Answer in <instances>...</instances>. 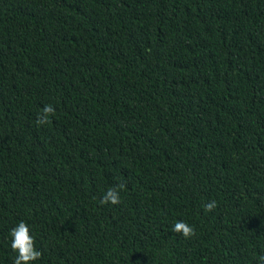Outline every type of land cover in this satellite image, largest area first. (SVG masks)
<instances>
[{
  "label": "trees",
  "instance_id": "1",
  "mask_svg": "<svg viewBox=\"0 0 264 264\" xmlns=\"http://www.w3.org/2000/svg\"><path fill=\"white\" fill-rule=\"evenodd\" d=\"M21 221L32 264H258L264 0H0V264Z\"/></svg>",
  "mask_w": 264,
  "mask_h": 264
},
{
  "label": "clouds",
  "instance_id": "2",
  "mask_svg": "<svg viewBox=\"0 0 264 264\" xmlns=\"http://www.w3.org/2000/svg\"><path fill=\"white\" fill-rule=\"evenodd\" d=\"M55 115V108L51 105H45L43 110L38 114L36 124L38 126H45L50 123V117ZM126 186L121 183L116 187L109 188L101 198V204L111 203L117 205L121 203L120 190ZM205 210L212 211L216 207V202L211 201L205 204ZM172 231L174 233H181L185 239H190L195 235V230L192 226L184 221H178L174 224ZM12 238L11 249L18 253L13 264H32L33 261L38 260L42 253L35 248V241L30 234L29 226L21 221L18 225L10 230ZM258 264H264V255L258 259Z\"/></svg>",
  "mask_w": 264,
  "mask_h": 264
}]
</instances>
